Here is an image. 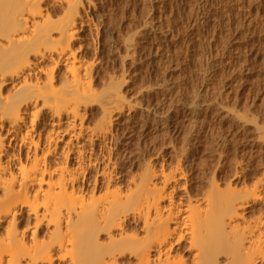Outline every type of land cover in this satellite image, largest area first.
<instances>
[{
	"label": "bare ground",
	"instance_id": "obj_1",
	"mask_svg": "<svg viewBox=\"0 0 264 264\" xmlns=\"http://www.w3.org/2000/svg\"><path fill=\"white\" fill-rule=\"evenodd\" d=\"M42 1L0 0V264H56L65 260L56 253L68 250L77 253L71 264H125L126 254L135 260L128 264H201L206 256L205 264H218L222 246L228 264H263L264 211L254 207L264 203L263 179L241 188L229 181L222 188L213 177L209 189L176 199L179 168L147 172L124 195L108 170L97 172L106 181L99 192L97 177L90 185L81 166L70 167L71 154L83 160L81 108L104 98L111 128L113 114L123 109L121 94L99 93L91 68L72 51L83 2L66 0L64 15L54 20L43 13ZM53 54L54 65L66 66L62 83L56 68L37 63ZM16 79L15 91L4 95V86ZM40 114H48L53 127L65 116L79 119L80 130L74 123L44 137ZM65 136L67 151L57 156V140ZM247 212L256 218L248 220Z\"/></svg>",
	"mask_w": 264,
	"mask_h": 264
},
{
	"label": "rangeland",
	"instance_id": "obj_2",
	"mask_svg": "<svg viewBox=\"0 0 264 264\" xmlns=\"http://www.w3.org/2000/svg\"><path fill=\"white\" fill-rule=\"evenodd\" d=\"M79 1L72 51L91 68L99 93L120 92L123 108L113 114L111 128L105 124L104 98L81 108L83 160L76 153L69 160L70 167L83 168L81 178L93 185L97 177L102 192L106 181L97 172L108 170L113 186L127 195L143 174L179 168L176 199L209 189L213 177L222 188L229 181L238 188L264 181V0ZM66 5L43 0L42 10L58 20ZM56 58L37 63L56 68L62 83L66 66L54 65ZM18 82L4 86L3 94L11 95ZM39 123L44 137L74 123L79 132L81 125L65 116L53 127L48 114H40ZM68 139L57 140V156ZM57 156L49 160L56 162ZM256 206L264 211V203ZM100 240L107 243V234ZM225 248L219 249L218 264L229 262ZM126 255L125 264L135 263ZM74 256L72 250L57 252L55 257L65 260L56 264H71Z\"/></svg>",
	"mask_w": 264,
	"mask_h": 264
}]
</instances>
